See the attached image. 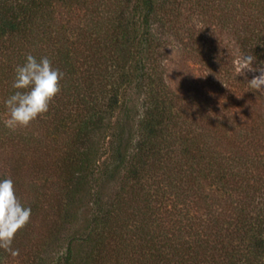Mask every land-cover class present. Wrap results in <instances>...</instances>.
<instances>
[{"label":"trees","instance_id":"1","mask_svg":"<svg viewBox=\"0 0 264 264\" xmlns=\"http://www.w3.org/2000/svg\"><path fill=\"white\" fill-rule=\"evenodd\" d=\"M173 1L0 0V152L13 150L7 165L11 174L0 172V179L14 181L17 197L27 192L31 198L23 205L32 209L12 242L31 245L37 237L28 234L31 220L43 212L50 181L42 158L59 164L67 194L62 219L68 221L72 201L85 190L94 211L57 256H49L52 237L33 245L38 264L248 261L239 250L226 251L223 239L216 241L224 222L214 217L210 195L204 193L206 183L223 195L247 192L241 159L218 153V131L202 134L166 80L156 28H173L168 18ZM252 3L260 8L262 28L246 37L263 52L264 1ZM73 5L84 14L76 15ZM171 14L178 16L176 10ZM28 53L49 57L64 78L46 114L10 131L2 123L4 100L13 91L15 67ZM133 95L140 96L139 105L132 103ZM25 167L32 178L42 173L41 186L19 188ZM103 180L120 182L110 204L94 188ZM232 209L237 234L249 241L256 260L264 254V220L259 215L250 221L244 205ZM5 224L10 229L13 222ZM10 257L0 248V264Z\"/></svg>","mask_w":264,"mask_h":264},{"label":"rangeland","instance_id":"2","mask_svg":"<svg viewBox=\"0 0 264 264\" xmlns=\"http://www.w3.org/2000/svg\"><path fill=\"white\" fill-rule=\"evenodd\" d=\"M252 2L174 0L168 10L173 28L157 27L156 34L162 45L166 80L171 90L183 99V108L191 113L202 134L218 131V153L223 157H240L241 170L246 173L244 184L247 185L244 188L247 192L242 191L243 194L239 196L223 195L215 185L205 184L204 193L210 195L214 217L224 222L223 231L218 234L216 241L223 239L226 251L235 253L239 250L242 256H247L245 264H252L249 261L264 264V254L256 260L252 259L249 241L237 234L239 226L232 209L233 205L239 208L244 205L249 212V220L259 215L264 220V92L254 90L249 84V80L259 75V71L244 70L241 74L238 69L239 58L244 54L256 57L253 69H264V51L256 49L257 43H252L246 37L250 38L262 28L261 16H258L260 8ZM71 8L76 15L84 14L81 6L73 5ZM173 10L178 16L174 14L175 17H172ZM132 103L139 105L140 96L133 95ZM25 153L31 157V151ZM12 156L13 150L9 149L5 154L0 152V172L7 171L9 176L11 173L7 165ZM45 159L42 158L40 163L50 178L44 189L47 197L43 201V212L31 220L33 231L28 233L32 234L31 237H37L31 245L24 243L26 241L12 242L11 248L18 250L19 254L11 255L6 264H38L34 259V248L49 237L54 242L48 248L49 256H57L67 246L70 237L76 232L81 233L94 215L90 195L85 190L72 201L68 221L62 219L61 208L67 202L62 174L57 162ZM26 168L19 172V188L33 183L41 186L39 179L42 173L38 178H32L33 174ZM235 184L237 182L233 181ZM119 186L118 181L103 180L94 188L110 204ZM247 196L251 198L246 199ZM30 198L27 192L18 197L22 204L29 202Z\"/></svg>","mask_w":264,"mask_h":264},{"label":"clouds","instance_id":"3","mask_svg":"<svg viewBox=\"0 0 264 264\" xmlns=\"http://www.w3.org/2000/svg\"><path fill=\"white\" fill-rule=\"evenodd\" d=\"M256 59L252 54H244L239 58L238 69L259 71V75L249 80L250 87L264 92V69H253ZM64 73L54 67L47 56L37 57L26 54L23 62L14 69L11 88L12 93L4 100L7 118L3 126L10 131L28 127L33 121L46 114L53 99L61 91V81ZM32 209L23 205L15 191L11 178L0 179V248L11 252L12 256L19 254L11 248L13 238L18 229L26 225L31 217ZM12 221L10 229L4 228L7 221Z\"/></svg>","mask_w":264,"mask_h":264}]
</instances>
